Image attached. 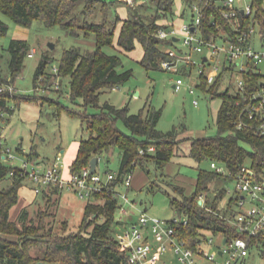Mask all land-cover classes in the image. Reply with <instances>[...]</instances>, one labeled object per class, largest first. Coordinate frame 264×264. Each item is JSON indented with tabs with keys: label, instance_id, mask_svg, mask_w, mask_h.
I'll return each mask as SVG.
<instances>
[{
	"label": "trees",
	"instance_id": "obj_1",
	"mask_svg": "<svg viewBox=\"0 0 264 264\" xmlns=\"http://www.w3.org/2000/svg\"><path fill=\"white\" fill-rule=\"evenodd\" d=\"M195 1L147 0L137 6L122 1L131 10L130 16L122 19L117 15L114 20H109L111 4L102 0H0V15L20 26L29 27L33 22L41 20L48 27L61 26L71 35L79 36L81 31L86 37L94 35L96 39V47L92 51L82 52L78 48L66 50L59 65V75L68 78L71 102L81 99L84 110L55 101L60 111L65 109L70 116L80 119L89 132V137L79 142L70 174L82 172L90 165L92 158L100 157L112 147H119L122 154L118 178L88 200L78 229H69V220L66 219L61 222L62 227L57 231L53 225L47 226L44 219L38 224L28 221L26 209L17 220L11 219V209L19 202V191L28 176L20 167L2 159L0 151V183L11 180L8 187L0 188V264H36L40 261L44 264H121L125 253L115 239V215L121 205L117 186L123 181V175L133 172L138 165L146 167L152 161L158 168H164L179 155L185 141H190V157L198 163L196 190L187 196L182 188L177 187L181 198L171 200L178 212L189 217V225L182 232L184 238L195 248L210 235H222L229 239L240 236L230 223L237 211L238 198L228 195L225 188L218 186L219 181L231 182V179L211 169H203L200 165L203 162L217 161L235 172L244 165H249L256 169L259 179H262L264 136L236 129V97L229 91H219L222 85L219 80L207 89L209 85L205 77L200 75L203 89H207L212 98H222L216 119L218 135L215 137L179 139L180 134L186 130L184 125L168 132L160 131L157 126L163 114L162 109L151 105H145L137 114H131L128 106L119 108L106 102L99 113L91 115L87 112L89 107L99 106L103 92L119 87L133 76L131 70H119L123 63L120 55L108 54L104 48L117 46L124 52H131L140 44L144 50L140 63L149 70H165L161 66L162 61L167 58L165 49L176 46V43L173 39H160L157 36L158 30L167 27L166 21L176 22L181 19L183 22L185 14ZM251 1L257 13L264 14V0ZM98 7L100 9L96 12ZM178 7H183L180 14ZM84 10L87 16L83 14ZM100 13L103 18L97 23L94 19ZM88 15H93L94 19H89ZM81 18H84L83 21ZM121 22L123 26L116 34ZM215 23L230 30L227 20L220 15L216 5H212L205 10L201 25V31L208 40L219 36ZM8 30L7 23L0 18V36L5 35ZM8 50L11 54L9 75L15 82L25 67L30 47L26 40L12 39ZM51 60L44 57L38 65L34 78L36 89L41 84L39 79L42 75H48L46 82L52 83L56 79L57 75L47 72ZM184 66L185 69L188 67L192 70L197 64ZM258 78V74L253 75V80ZM3 81H6V76L0 74V82ZM37 97L36 94L11 97L0 93L1 120H7L1 116V112L9 111L7 104L10 99H15L20 105L23 100L35 102L39 100ZM118 121L124 122L129 133L118 127ZM150 146H155V152L140 153L142 149L147 151ZM36 156L38 152L32 148L28 158L33 160ZM62 193L58 186H52L50 193L43 189L39 195L46 199L58 195L57 203H60ZM201 196L203 199L206 197L203 204H200ZM224 201L223 207L220 206ZM7 235L17 236L18 239ZM250 245L251 248H258L264 256V234L251 238ZM33 248H38L37 255L31 254Z\"/></svg>",
	"mask_w": 264,
	"mask_h": 264
},
{
	"label": "rangeland",
	"instance_id": "obj_2",
	"mask_svg": "<svg viewBox=\"0 0 264 264\" xmlns=\"http://www.w3.org/2000/svg\"><path fill=\"white\" fill-rule=\"evenodd\" d=\"M102 1L111 4V10L108 12L109 20H114L117 15L122 19H126L131 14L129 7L121 0ZM139 4H136V6ZM179 5L180 3H178ZM98 9L100 7L96 9V12ZM178 12H182L179 7ZM83 14L87 16L85 10ZM98 15L96 19L93 15H88V17L89 19L93 17L97 23H100L103 14ZM0 18L9 27L8 32L0 36V74L3 77L9 76L11 54L8 47L12 39L26 40L30 49H36V53L33 57L27 56L25 58V67L16 77V85L22 95L32 96L36 94L37 99H39L35 102L23 100L14 114L5 116L6 121H2L0 118V132L4 137L5 147L12 151L14 155L13 165L18 167L23 162L30 160L28 155L31 153L32 148L43 159H47L46 162H40L43 164H51L60 151L66 149V153L62 154L60 164L64 177L68 178L72 164L70 162L74 151H76L77 143L82 139H87L89 132L80 119L70 116L65 109L60 111L56 101L78 110H84L83 102L81 99L71 102L68 78L59 74L55 79L61 77L59 92L51 90L54 89L52 85L55 80H51L52 83L46 82L48 79L46 74L40 77L41 84L36 89L34 86L35 73L44 57L52 59L48 64L47 72L53 73V68L59 67L66 50L78 48L82 52L92 51L96 47V39L94 35L86 37L85 33L81 31L79 36L71 35L61 26L48 27L41 20L33 22L29 27H23L6 16L0 15ZM83 19L81 18V21ZM190 20L191 13L188 12L185 14L183 22L181 19H177L175 23L179 27ZM122 26L123 22L118 24L116 34L120 32ZM50 44H54V48H51ZM176 47L181 48L182 42H179ZM256 47L257 49L263 48L260 43H256ZM104 51L108 54L120 55L123 63L119 70L122 72L131 70L133 76L119 87L103 92L100 96L99 106L87 109L89 114L99 113L106 102L119 108L128 106L131 114H137L145 105H151L156 109H162L163 114L157 126L160 131L168 132L174 127L184 125L186 130L180 134L179 139L215 137L218 135L216 119L222 104V98H212L207 90L210 86L203 89L202 79L200 78L201 68L199 66L191 70L188 67L185 69V66L182 65L180 74L162 69L149 70L140 63L144 51L140 44H137L136 49L131 52H124L117 46H107ZM203 56L202 54L193 53L192 59L199 64ZM259 68L264 76V61L259 65ZM178 79H182L184 84L179 90H176L174 86ZM192 89L194 92L191 91ZM219 91L224 90L220 88ZM195 101L199 102L198 105H195ZM117 125L122 131L129 133L123 121H118ZM189 150L190 141L183 142L179 155L174 157L164 168H158L154 163H151L152 161L146 167L138 165L131 174V187H127L123 181L117 186V191L126 194L135 206L125 203L122 199V204L125 203L124 207L128 210L129 215H123L118 210L115 215L116 219L124 216L129 222L137 221L140 210H145L149 215L161 219L182 218L186 215L183 212H178L172 205L171 200L181 198L177 187L182 188L187 196L196 190L198 163L190 157ZM36 159L37 156L30 160L31 166H38L37 162L34 161ZM121 162L122 154L119 147H112L100 156L97 172L103 179H106L107 173H114L119 176ZM200 167L210 169V162H203ZM9 183L11 184L10 179L2 181L0 188L8 187ZM218 184L220 188H225L228 192H234L235 184L233 182L221 180ZM33 188L32 181L26 179L19 193V202L11 210L12 219L16 217L15 220H17L21 212L26 209L28 211V221L38 224L41 219H44L45 223L48 224L47 226L53 225L59 231L62 227L61 222L68 219L71 227L69 229H78L82 222L84 205L88 202V199H82L75 192L65 189L62 197H60V203H57L58 195L46 199L37 194L38 196L33 202L22 208L23 202L35 195ZM204 200H206V197L202 199L200 204H203ZM224 203L225 201L220 206L223 207ZM20 209L21 211H19ZM7 237L18 239L14 235H7ZM30 252L32 255H37L38 248H33ZM225 258L217 257L216 262L222 263ZM163 259L172 260L174 256L168 254ZM239 264H264V256L258 248L254 247L250 249L249 255L241 260Z\"/></svg>",
	"mask_w": 264,
	"mask_h": 264
},
{
	"label": "built area",
	"instance_id": "obj_3",
	"mask_svg": "<svg viewBox=\"0 0 264 264\" xmlns=\"http://www.w3.org/2000/svg\"><path fill=\"white\" fill-rule=\"evenodd\" d=\"M127 3L136 6L134 0H127ZM212 5H216L220 15L227 20L230 30L215 23L219 36L208 40L201 31V25L205 10ZM189 13L191 20L187 23L177 27L174 21H166L167 27L158 30L160 39H173L176 45L182 42L179 49L176 46L165 49L167 58L161 63L162 68L178 74L182 65L197 64L192 59L193 53L204 55L197 64L201 68L200 75L205 77L209 86L219 80L221 88L236 97V129L264 136V76L259 68L264 61V14L257 13L251 0H196ZM256 43L263 48L257 49ZM35 53V48L30 49L28 57H33ZM53 73L58 75L59 67H54ZM254 74L259 75L257 80H253ZM60 80L61 77L54 81V89L59 90ZM183 84V80L178 79L174 87L179 90ZM191 91L194 92L193 89ZM0 93L11 97L22 95L11 75L0 82ZM194 103L198 105L199 102ZM7 106L9 111L1 112V116L14 114L19 105L15 99H10ZM0 151L2 159L13 164L14 155L5 147L1 132ZM145 152H155V146L140 151L141 154ZM61 157L59 153L53 163L42 168L31 166L30 160L22 163L20 168L34 184L36 194L48 187L58 186L61 191L67 189L89 200L118 178L114 173H107L106 179H103L97 168L92 172L90 165L66 178L60 164ZM210 169L230 178L235 184L234 192H228V195L238 198V211L234 212L230 223L240 236L229 239L222 235H210L194 248L182 234L189 225L187 214L182 218L161 219L140 210L137 221L129 222L124 216L116 219L115 239L125 253L121 264H239L249 255L250 239L264 234V178L259 179L256 169L249 165L235 172L223 163L210 161ZM132 173L123 175L127 187L132 185ZM117 195L125 203L135 206L126 194L118 191ZM202 199L203 196L200 197ZM124 204L121 201L119 210L123 215H129ZM168 254H172L174 259L164 260ZM217 257L226 258L217 263Z\"/></svg>",
	"mask_w": 264,
	"mask_h": 264
},
{
	"label": "crops",
	"instance_id": "obj_4",
	"mask_svg": "<svg viewBox=\"0 0 264 264\" xmlns=\"http://www.w3.org/2000/svg\"><path fill=\"white\" fill-rule=\"evenodd\" d=\"M121 1H126L127 2V0H121ZM135 2H137L136 0H134ZM138 4L140 3H144V1H139V2H137ZM143 53H144V51H143ZM143 56V55H142ZM200 138V137H199ZM78 149H79V142L77 143V147H76V151H74V153H73V155H72V160H71V162L70 163H73V161L75 160V158H76V156H77V153H78ZM66 149H63V150H61L60 151V153L61 154H65L66 153ZM45 159H43L40 155H39V153H38V156H37V159L36 160H34L35 162H37V165L38 166H36V167H40V168H42V167H44V166H46V165H49V164H46V163H40V162H46V160L44 161ZM47 162H49V161H47ZM54 161H52V163H53ZM41 165V166H40ZM69 175H70V173H69ZM9 185H10V183H9ZM23 187V186H22ZM21 187V188H22ZM50 189H51V187H48V188H46L45 190L47 191V193H50ZM20 191H21V189H20ZM20 191H19V193H20ZM63 194V193H62ZM38 195L35 193V195H32V197H30V198H28V200H25L26 202H23V207L22 208H24L25 206H27L28 204H30L31 202H33V200L37 197ZM62 197V196H61ZM86 205V204H85ZM84 205V206H85ZM21 208V209H22ZM21 209L19 210V211H21ZM12 210V209H11ZM19 213V212H18ZM11 219H12V217H11ZM16 219V217H14L12 220H15Z\"/></svg>",
	"mask_w": 264,
	"mask_h": 264
},
{
	"label": "water",
	"instance_id": "obj_5",
	"mask_svg": "<svg viewBox=\"0 0 264 264\" xmlns=\"http://www.w3.org/2000/svg\"><path fill=\"white\" fill-rule=\"evenodd\" d=\"M175 40H177V39H175ZM50 47L54 48V44H50ZM205 60H207V58H205ZM98 161H99V157H94L91 159L90 166H91L92 172H95L97 165H98ZM200 203H202V201H200ZM226 242H227V239L224 240V243H226ZM220 253L222 254L223 252L221 251ZM36 264H44V263L40 261Z\"/></svg>",
	"mask_w": 264,
	"mask_h": 264
}]
</instances>
